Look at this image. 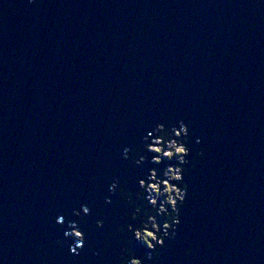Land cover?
Returning a JSON list of instances; mask_svg holds the SVG:
<instances>
[{
    "label": "water",
    "instance_id": "water-1",
    "mask_svg": "<svg viewBox=\"0 0 264 264\" xmlns=\"http://www.w3.org/2000/svg\"><path fill=\"white\" fill-rule=\"evenodd\" d=\"M176 120L195 166L175 236L158 259L131 250L264 264V0H0V264H117L124 210L115 194L102 206L107 185L135 190L152 167L121 150Z\"/></svg>",
    "mask_w": 264,
    "mask_h": 264
},
{
    "label": "clouds",
    "instance_id": "clouds-1",
    "mask_svg": "<svg viewBox=\"0 0 264 264\" xmlns=\"http://www.w3.org/2000/svg\"><path fill=\"white\" fill-rule=\"evenodd\" d=\"M33 0H27L31 4ZM187 125L176 120L175 123L157 122L146 129L139 138V146L132 150L133 158L128 159L129 149L121 150V159L127 160L131 167L152 165L146 171L134 177L135 190L119 187L116 178L107 185V196L103 205L111 203L110 197L116 195L121 202L123 212L119 216L121 225L117 226L115 233L121 237L116 241L119 252L115 259L117 264H141V259L136 258L131 250L133 244L143 245L147 250L143 260L157 259L160 252L156 249L165 248L164 241H171L179 223V207L182 206L187 192V186L182 177L195 166V160L186 159L190 155L187 142ZM198 144L199 140L194 139ZM203 152H196V159L202 157ZM71 215L77 219L88 215V207L80 204L78 209H73ZM105 217L100 215L94 221L97 230L103 227ZM62 216H57L54 223L61 225ZM68 230L62 232V238L71 239L67 247L69 255H76L84 243V235L75 223L66 225ZM111 233L101 240L103 245L111 237ZM99 253L92 252L96 257ZM184 255H188L185 250ZM155 264V261H153Z\"/></svg>",
    "mask_w": 264,
    "mask_h": 264
},
{
    "label": "rangeland",
    "instance_id": "rangeland-1",
    "mask_svg": "<svg viewBox=\"0 0 264 264\" xmlns=\"http://www.w3.org/2000/svg\"><path fill=\"white\" fill-rule=\"evenodd\" d=\"M136 246H141L142 247V245H139V244H135Z\"/></svg>",
    "mask_w": 264,
    "mask_h": 264
},
{
    "label": "trees",
    "instance_id": "trees-1",
    "mask_svg": "<svg viewBox=\"0 0 264 264\" xmlns=\"http://www.w3.org/2000/svg\"><path fill=\"white\" fill-rule=\"evenodd\" d=\"M135 256H136V254H135Z\"/></svg>",
    "mask_w": 264,
    "mask_h": 264
}]
</instances>
